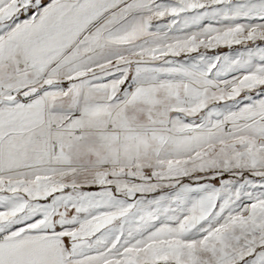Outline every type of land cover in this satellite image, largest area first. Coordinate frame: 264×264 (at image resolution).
Here are the masks:
<instances>
[{
	"label": "snow or ice",
	"instance_id": "6c2138e0",
	"mask_svg": "<svg viewBox=\"0 0 264 264\" xmlns=\"http://www.w3.org/2000/svg\"><path fill=\"white\" fill-rule=\"evenodd\" d=\"M0 264H264V0H0Z\"/></svg>",
	"mask_w": 264,
	"mask_h": 264
}]
</instances>
